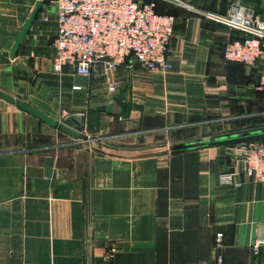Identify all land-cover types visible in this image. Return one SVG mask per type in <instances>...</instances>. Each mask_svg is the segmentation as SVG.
Wrapping results in <instances>:
<instances>
[{
    "label": "crops",
    "instance_id": "crops-1",
    "mask_svg": "<svg viewBox=\"0 0 264 264\" xmlns=\"http://www.w3.org/2000/svg\"><path fill=\"white\" fill-rule=\"evenodd\" d=\"M39 1L0 0V264H264V246L253 251L264 182L233 175L228 153L264 139V52L252 67L226 61V44L244 35L202 14L240 3L264 19V0H158L176 17L172 67L124 65L114 93L105 79L54 72L55 0L11 57ZM12 99L58 121L99 114L122 141L81 144ZM109 104L112 114L92 112Z\"/></svg>",
    "mask_w": 264,
    "mask_h": 264
},
{
    "label": "built area",
    "instance_id": "built-area-1",
    "mask_svg": "<svg viewBox=\"0 0 264 264\" xmlns=\"http://www.w3.org/2000/svg\"><path fill=\"white\" fill-rule=\"evenodd\" d=\"M157 1L55 0L57 42L54 72L61 74L70 68L79 76L105 79L109 92L114 93L118 86L112 75L124 65L139 64L150 73L169 70L172 67L169 52L176 17L158 13ZM202 14L206 19L244 35L226 44V61L250 67L257 63L264 52L263 18L240 3L232 5L226 14ZM258 90L264 92V75L260 78ZM62 117L60 123L69 119L66 112ZM229 154L233 175L240 174L251 181L264 182V141L244 142L231 147ZM222 238L221 233L217 234L219 247ZM262 246L264 239H258L253 251L260 253ZM113 252L112 248L106 259L112 257Z\"/></svg>",
    "mask_w": 264,
    "mask_h": 264
},
{
    "label": "water",
    "instance_id": "water-1",
    "mask_svg": "<svg viewBox=\"0 0 264 264\" xmlns=\"http://www.w3.org/2000/svg\"><path fill=\"white\" fill-rule=\"evenodd\" d=\"M44 6V0H40L38 2V4L36 5L35 9L33 10L31 16L26 20V22L24 23L21 32L19 33L12 49H11V57L15 58V55L17 54L21 43L23 42V40L25 39V37L27 36L28 32L30 31V28L33 24V22L35 21V19L38 16V13L42 10ZM18 67L22 70H25L20 64L18 65ZM12 102L15 103V105L22 109L23 111L31 114L32 116L38 118L39 120L53 126L56 128H59L60 130H62L63 132L75 137V138H79L81 137V135L79 133H77L76 131H74L73 129H71L70 127L66 126L65 124L60 123V121H58L57 119L52 118L51 116L47 115L46 113L36 109L35 107L31 106L30 104L26 103L25 101H21V100H11ZM95 112H106L108 114H112L113 113V104H109V105H99L97 107H95L94 109ZM85 119L87 120V127L90 131H94L98 128L102 129L103 132H105V130H103V126L104 124H110V122H106L103 123L101 122V116L100 115H90L85 117L84 115H76V116H72L68 119V123H73L75 124L78 128H82L84 127L85 124H83L82 122L85 121ZM95 120V121H94ZM100 121V122H99Z\"/></svg>",
    "mask_w": 264,
    "mask_h": 264
},
{
    "label": "rangeland",
    "instance_id": "rangeland-1",
    "mask_svg": "<svg viewBox=\"0 0 264 264\" xmlns=\"http://www.w3.org/2000/svg\"><path fill=\"white\" fill-rule=\"evenodd\" d=\"M96 102V101H95ZM95 102L92 103V105L94 106L95 105ZM92 112H95L93 109H92ZM64 114V113H63ZM68 114V113H67ZM97 115L96 113H90L89 115L87 116H90V115ZM99 115V114H98ZM85 116V115H84ZM68 117H72V115L69 116L68 114ZM86 117V116H85ZM63 117H61L59 119L60 120H63L62 119ZM68 121V119H67ZM67 121H63V123H66L65 125L70 127V123H68ZM95 121V120H94ZM102 122V117H101V120ZM99 121V122H100ZM62 123V124H63ZM84 125V127L82 128H78L77 126H75V128H71L73 129L74 131H76L77 133H79L81 135V137L77 138L78 141H83V142H79L81 144H86V145H89V146H98V147H101V148H105V146H109V145H113V143H117L119 141H122V140H119V138L117 137V135H111L109 133H106L102 131V129L98 128L94 131H90L87 127V120L85 119L84 122H82ZM152 135V134H151ZM135 138V137H134ZM132 138V139H134ZM136 139V138H135ZM244 138H241V139H238V140H235L233 142H231L230 144H228L229 148H228V153L230 152V148L231 147H234V146H239L240 144L244 143V142H251V141H262V140H243ZM137 140V139H136ZM88 141V142H87ZM130 141V140H129ZM134 145V144H132ZM230 155V154H229ZM231 157V156H230Z\"/></svg>",
    "mask_w": 264,
    "mask_h": 264
},
{
    "label": "trees",
    "instance_id": "trees-1",
    "mask_svg": "<svg viewBox=\"0 0 264 264\" xmlns=\"http://www.w3.org/2000/svg\"><path fill=\"white\" fill-rule=\"evenodd\" d=\"M241 38H243V37H241ZM258 139H261V138H258V137H249V138H244L243 140H258ZM262 141H264V139Z\"/></svg>",
    "mask_w": 264,
    "mask_h": 264
}]
</instances>
